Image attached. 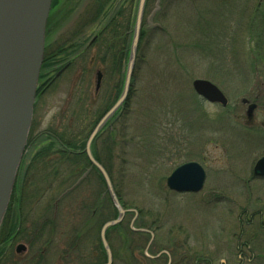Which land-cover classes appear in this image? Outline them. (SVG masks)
<instances>
[{"label": "rangeland", "instance_id": "obj_1", "mask_svg": "<svg viewBox=\"0 0 264 264\" xmlns=\"http://www.w3.org/2000/svg\"><path fill=\"white\" fill-rule=\"evenodd\" d=\"M92 1L52 0L45 25L47 46L65 31L67 36ZM136 4L137 0L123 4L122 22L132 13L128 7L135 11ZM154 5L155 0H146L130 110L118 121L112 164L108 157L103 160L110 165L121 203L139 212L136 225L154 231L150 252L168 250L171 261L143 255L148 236L131 232V214H126L117 228L107 231L112 264H264V220L259 218H264V178L252 175L254 162L264 155V35L260 41L249 32L264 21V0H160L159 12L147 20ZM148 22L160 28L147 29ZM131 35L130 31L129 39ZM126 64L124 57L122 75ZM75 74L67 72L44 95V124L51 123L54 113L60 115L74 81L75 86L83 81V74ZM197 78L215 84L227 105L198 96L191 85ZM90 90L94 93L93 82ZM249 104L253 109L247 118ZM28 151L20 160L7 207L15 218L21 215L19 223L51 215L53 200L82 172H69L78 164L65 169L72 165L67 160L54 173L50 164L60 160L52 158L47 165L39 164V171L29 167L26 175ZM188 159L204 167L202 189L169 190L166 176ZM89 174L86 184L61 200L55 213V250L62 251L66 241V264H95L101 257L103 261L99 229L115 217L105 197L89 218L105 190L101 179Z\"/></svg>", "mask_w": 264, "mask_h": 264}, {"label": "water", "instance_id": "obj_2", "mask_svg": "<svg viewBox=\"0 0 264 264\" xmlns=\"http://www.w3.org/2000/svg\"><path fill=\"white\" fill-rule=\"evenodd\" d=\"M157 2L149 15L150 19L158 9ZM50 3L51 0H0V223L8 203L31 122ZM144 3L145 0H138L121 93L96 124L85 145L86 156L99 172L117 212L116 217L103 223L99 230L100 243L106 254V261L102 264H111L112 262L105 232L109 227L118 224L125 213L132 212L134 214L130 222V228L133 231H148L144 228L134 227L137 211L131 208H122L108 174L93 158L90 151V144L95 134L126 98L134 65ZM155 25L157 24H152V26ZM191 85L194 92L206 101L226 106V96L209 80L197 78L192 80ZM252 109L253 104H249L246 111L248 117L251 115ZM252 175L257 178H264V155L254 162ZM204 178L205 172L202 166L196 161H190L172 170L166 177V186L179 193L198 192L203 187ZM149 233L151 238L144 253L153 258L164 251L159 252L156 256L148 253L147 249L153 239L152 232Z\"/></svg>", "mask_w": 264, "mask_h": 264}, {"label": "flooded vegetation", "instance_id": "obj_3", "mask_svg": "<svg viewBox=\"0 0 264 264\" xmlns=\"http://www.w3.org/2000/svg\"><path fill=\"white\" fill-rule=\"evenodd\" d=\"M51 6L52 5H50V9ZM97 24L96 29L99 30L97 33L90 36L88 42L90 45L92 42H96L97 46L94 49V53L90 56V61L87 62V65L85 64V68L83 67V64H81L82 61L80 59L71 57L69 60H66V31L61 39L52 41L48 46L45 44L46 50L44 46L37 78L36 95L33 103L29 132L30 140L28 139V142L26 140L27 144L25 146L28 147L31 144L35 147H39L53 143V145L57 147V149L54 148L56 153L53 154L54 156H58L63 150L66 151V132H68L70 141L84 139L83 147L76 150L73 149L71 152L74 155L79 154L86 156L85 145L90 133L102 116L111 108L120 94V91H117L120 70L116 44L113 40L110 41L108 39L106 41L102 36V21H98ZM45 52L47 54L48 62L51 63L49 66L46 64L44 65L43 57ZM74 71L76 72V77L83 74V81L76 86L74 81L68 94V100H66L65 93L64 105L59 110L61 112L60 115L56 116V113H54L51 123H47V125L44 124L43 118H41L44 112L42 111L44 95L55 86L58 80L66 78L67 72ZM120 74L122 75V73ZM90 75L92 78L88 79ZM131 79L132 75L130 76V84ZM92 82L94 93L90 90ZM129 95L130 92L128 90L122 105L129 100ZM88 97L92 98L94 102L90 107L87 105ZM117 110L106 119L99 131L93 137L90 144V151L93 157L95 155L106 156L108 155V152H110L113 158L118 134L117 125L119 118ZM94 117L95 122L90 129L89 122ZM67 119L68 122H66ZM201 160L204 162L206 157L203 156ZM190 161L196 160L188 159L181 161L174 168ZM199 164L202 166L201 163ZM92 168L95 167L92 166ZM202 168L204 170L203 166ZM20 218L21 215L19 219ZM45 220H47V218L40 222L39 232H42L45 229ZM27 223L30 222L27 221L25 223V220H21V223L18 225L19 228L10 235L8 234V220L5 221L4 227L1 224L3 230L0 237V264H54L53 255H50L53 250L51 244L54 239L52 238L50 241H47L46 244L40 240L37 235L31 237L28 234L32 231L28 229ZM42 243L44 244L41 245Z\"/></svg>", "mask_w": 264, "mask_h": 264}, {"label": "trees", "instance_id": "obj_4", "mask_svg": "<svg viewBox=\"0 0 264 264\" xmlns=\"http://www.w3.org/2000/svg\"><path fill=\"white\" fill-rule=\"evenodd\" d=\"M92 2H93V4H91V7H90L91 9H89L87 11V13L79 15V19H78V21L76 23L75 28L66 36V60H69L71 57H75V59H80L82 61L81 64H83V67L85 68V64L87 65V62L90 61V56H91V54L94 53V49L97 46L96 42H92L91 45L88 44L90 36H92L93 34L97 33V31L99 29H96V25H98L97 24L98 21H102V23H103V25H102V27H103L102 36L105 38L106 41L108 39L110 41H112V40L115 41L116 48H117V51H118V57H119L118 65H119V70H120L122 62L124 60V57L127 59L128 49H129V45L128 44H130V41H129L130 39L128 38V35H129L130 31L132 30V27H133V24H134V20H135V16H136V10H137V5H138V0H137L135 11L132 10L133 6H129L128 7V11H129L128 13H130V12H132V13H131L130 16L126 17L125 21H123V22H122V18H123V14H124V5L123 4H125L127 2L128 5H129L130 0H93ZM131 2H133V0H131ZM145 4H146V0H145ZM157 4H158V9L154 12V16L160 10V0H158ZM262 4L263 3L258 2L257 6H260ZM107 6L111 7V11L109 13H107V11H105ZM144 8H145V6H144ZM260 8H261V6H260ZM153 9H154V7H153ZM153 9H152V11H153ZM258 9L259 8H257V10H255L254 15L258 11ZM153 24H157V25L148 26L147 29H150V28L159 29L160 28V25L158 23H153ZM249 32L251 33L250 36H253V34H255L254 37L258 38V40L261 41V37L264 35V21L263 20H259L258 21V25H256V27H251V30ZM142 34H143V30H142V27H141V29L139 31V38H138L137 46L139 45V42H140L141 37H142ZM250 36H249V38H250ZM45 44L47 45L46 41H45ZM46 45H45V50H46ZM136 53H137V47H136L135 58H134L133 72H134V66H135V61H136ZM46 55L47 54L45 52L44 57H43L44 65L46 64L47 66H49L51 63L48 62V59H47ZM122 82H123V75H121L119 73V86L117 88L118 92L121 91ZM130 87H131V84H130ZM129 101H130V99L128 101H126L122 106H120V108L117 110L119 119H120L121 115L127 114L128 111L130 110ZM93 104H94L93 99L88 97L87 98L88 107H90ZM94 122H95V117L92 118L91 121L89 122L90 129L94 125ZM29 132H30V130H29ZM29 136H30V134H28L27 142H28ZM76 141H70L69 133L66 132V151L63 150V152L60 153L58 156H54V154H53V153H56L54 148L57 149V147L54 146L53 143L47 144L45 146H39V147L38 146L35 147V146L31 145V144L28 147L25 146V151L28 150V149H29V151H28V154L26 155V165H25L24 173L29 167H32L33 165H34L33 167H35V168L38 167L36 171H39V168L40 169L43 168V167L41 168V165H44V164L47 165L49 162H51L52 158H54V159L58 158L60 160L58 165L54 164V162H53L54 159L52 160L53 163L50 164V165H52V172H54V173L58 172L57 169H59L58 167H59L60 163L62 165V163L66 162L67 160H69L72 165H69V164L67 165L66 164L67 167L65 169L69 170L73 166V164L74 165L78 164V166L74 167L72 170L69 171L72 174L75 173L78 170V168L82 169L81 174L78 175V177L72 182V184L70 186H68L67 188H65L64 191H62L57 196V198H55L53 200V202H52L53 210H52V214L51 215H48V213H46V214L43 215L42 218L34 219V220H31L32 222L28 221L30 223H27L28 229H30L32 231L31 233L29 232L28 235H30L31 237L33 235H37L39 237V239L42 240L46 244H47V241H50L52 238L54 239V234L52 233L54 231L53 222L55 220V215H56L55 213L57 212V209H58L57 206L61 205L60 201L63 200V199L65 200L67 195L69 196V194H71L72 192H75L79 187L83 186V184H86V180L89 177L88 176L89 173H90L89 175H91V174L96 175L97 176V180L100 178L101 181H102L101 176L95 170V168L90 167V164H89L86 156L79 155V154L74 155L71 152V150H73V149L76 150V149H79V148L83 147L84 139H80L79 141L78 140H76ZM67 149H69V150H67ZM24 154H25V152H24ZM24 154H23V156H24ZM103 157L110 158L109 163H110V165L112 164V156H111L110 152H108V155H106V156L105 155H103V156L95 155L94 156V158L106 170V172H107V174H108V176L110 178L111 184L113 186L112 179H111V176H110V172H111L110 171L111 170L110 165H107L106 162H104ZM39 164H41V165L39 166ZM27 171H26V173H27ZM29 171H31V169ZM26 175H28V174H26ZM103 185H104V183H103ZM104 189L105 190L103 191V193H99V197L97 199V202L95 203L93 209L91 210V213H90V216H89L90 219L94 217V214L97 211H99V209L101 208L102 200L105 197H107L108 200L110 201L111 206L113 207V209L115 211V216H116V210H115V208H114V206H113V204H112V202L110 200V197L107 194L105 185H104ZM113 189H114V186H113ZM115 191L116 190L114 189V192ZM94 194L96 195V193H94ZM115 194L117 196V199H118L120 205L122 207H124V205L121 203V200H120V198H119V196L117 195L116 192H115ZM95 197L96 196H94V198ZM124 208H128L129 209V208H133V207H124ZM258 211L259 212H255V214L257 213V215H259L261 210L259 209ZM9 212H11V211H9L8 208H7V210L5 212V215H4V218H3L2 225L4 227L5 221L8 220V224H9V227H8L9 233L8 234L10 235V234L14 233L17 230V228H19L18 225H19V217L20 216L15 218V214L12 215L13 213L12 212L9 213ZM127 214H131V218L134 215L132 212H128ZM138 217H139V212L137 213V217H136V219L134 221V224H135L134 226L136 228H144V229H146L148 231H133L129 227L130 220H129V223H128V228L133 233H137V234H140V235H147L148 236L147 242H146V244L144 246V249H143V255L144 256H146L145 253H144L145 247L147 246V243L149 242V240L151 238V235H150L149 232H152L153 239L151 240L150 245H149L147 250H148V253L150 255H154L157 252L153 254L149 250L150 246L152 245V243L154 241V237H155L154 231L151 230V229H148L146 227L137 226L136 223H137ZM45 218H47V220H45V227H44L45 229L42 232H39V224ZM259 218H260L261 221H262V219L264 220L263 217L262 218L259 217ZM120 223H118L117 225L112 226V228H114V227L117 228L120 225ZM3 227L1 226V228H0V237H1V233H2V230H3L2 228ZM49 231H51V232L48 233ZM107 231H106V240H107ZM50 234L52 235V237L51 238H47V236H49ZM44 243H42L41 245H43ZM55 244H56V242H55V239H54V241L51 244L53 246V250L50 253V255H53L54 264H66V262L69 260V257H70V251H66V241H65V243H63V248H62L63 250L62 251L59 250V252L55 250ZM99 246L101 248V251H102V254L104 256V259L102 261V257H101V261H99L98 263H95V264H102V263H104L106 261V254H105V251H104V249H103V247H102V245L100 243V240H99ZM108 246L110 248V252H111V255H112V251H111V247H110L109 243H108ZM161 250H163V249H161ZM166 251L168 252L169 255H167L166 253L162 252L159 256L154 257V258H150L148 256H146V257H148L151 260H155V259H158L161 256H163V257H166V261H167V258L171 261L170 252L168 250H166ZM56 253H57V257H55ZM112 262H113V255H112ZM112 262H111V264H112ZM195 264H197V263H195ZM205 264H211V263L209 261H206ZM239 264H241V263H239Z\"/></svg>", "mask_w": 264, "mask_h": 264}]
</instances>
